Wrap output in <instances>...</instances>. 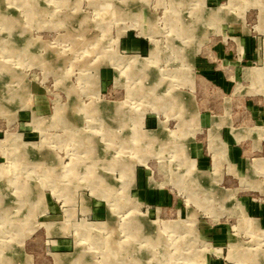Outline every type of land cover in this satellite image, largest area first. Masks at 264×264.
Masks as SVG:
<instances>
[{"label":"rangeland","instance_id":"obj_1","mask_svg":"<svg viewBox=\"0 0 264 264\" xmlns=\"http://www.w3.org/2000/svg\"><path fill=\"white\" fill-rule=\"evenodd\" d=\"M260 159L264 0H0V264H264Z\"/></svg>","mask_w":264,"mask_h":264},{"label":"crops","instance_id":"obj_2","mask_svg":"<svg viewBox=\"0 0 264 264\" xmlns=\"http://www.w3.org/2000/svg\"><path fill=\"white\" fill-rule=\"evenodd\" d=\"M218 75L220 76V74H218ZM218 75L216 73H214V76L211 78L213 80V82L216 81V77ZM216 118L219 119V122L217 120H215L216 121V122H214L215 128H217L219 126V124L221 123L220 119L222 117L218 116ZM212 120L213 119H209V125H211V126L213 125ZM226 125H228V126H226ZM223 127H224L225 131L227 130V133L224 134L225 138L223 137V132H222ZM232 128L234 130H232ZM214 130H216V129H214ZM245 131L246 130H240V129L232 126L231 122L229 124H223L221 126L220 136H221V139L226 143L227 152H228L229 157H230L229 160L231 162H233V164L239 163L241 161V158L245 155V153H243V149H242V142L246 141V148H247L246 152H249L247 142H249V140L251 139V137H250L251 135H250L249 131L248 132L247 131L245 132ZM250 145H252V143H250ZM259 161L260 162L257 164V167H259V169H264V159H260Z\"/></svg>","mask_w":264,"mask_h":264},{"label":"bare ground","instance_id":"obj_3","mask_svg":"<svg viewBox=\"0 0 264 264\" xmlns=\"http://www.w3.org/2000/svg\"><path fill=\"white\" fill-rule=\"evenodd\" d=\"M26 1V0H25ZM256 75H258V73H256ZM255 74H254V76H256ZM31 151V150H30ZM29 152V151H28ZM202 175V174H201ZM90 178V177H89ZM64 185V184H63ZM94 235V234H93ZM255 259V258H254ZM252 264V263H251Z\"/></svg>","mask_w":264,"mask_h":264}]
</instances>
